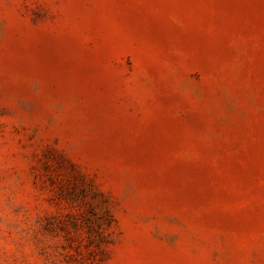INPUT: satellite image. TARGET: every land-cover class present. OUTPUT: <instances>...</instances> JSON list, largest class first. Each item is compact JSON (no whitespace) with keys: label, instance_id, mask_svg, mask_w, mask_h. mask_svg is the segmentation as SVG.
<instances>
[{"label":"rangeland","instance_id":"obj_1","mask_svg":"<svg viewBox=\"0 0 264 264\" xmlns=\"http://www.w3.org/2000/svg\"><path fill=\"white\" fill-rule=\"evenodd\" d=\"M0 264H264V0H0Z\"/></svg>","mask_w":264,"mask_h":264}]
</instances>
